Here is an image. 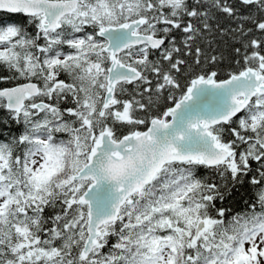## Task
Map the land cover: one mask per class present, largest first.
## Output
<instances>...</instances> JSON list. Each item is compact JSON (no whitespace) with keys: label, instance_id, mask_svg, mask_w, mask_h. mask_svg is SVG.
Listing matches in <instances>:
<instances>
[{"label":"snow or ice","instance_id":"snow-or-ice-1","mask_svg":"<svg viewBox=\"0 0 264 264\" xmlns=\"http://www.w3.org/2000/svg\"><path fill=\"white\" fill-rule=\"evenodd\" d=\"M0 264H264V0H0Z\"/></svg>","mask_w":264,"mask_h":264}]
</instances>
